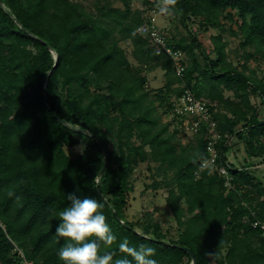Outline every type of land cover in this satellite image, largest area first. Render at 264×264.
I'll use <instances>...</instances> for the list:
<instances>
[{"label": "trees", "instance_id": "trees-1", "mask_svg": "<svg viewBox=\"0 0 264 264\" xmlns=\"http://www.w3.org/2000/svg\"><path fill=\"white\" fill-rule=\"evenodd\" d=\"M131 1L100 5L95 15L72 0H0V264H20L15 246L33 264H63L57 253L66 241L55 228L69 193L104 205L117 237L107 249L115 258L126 238L156 249L158 264H193V256L194 264H264V234L253 226L264 222V182L253 169V159L264 163V111L251 101L253 94L264 106V70L258 75L246 64L250 57L264 62V0H177L173 13L187 32L161 30L187 57L182 76L138 30L151 15ZM143 1L149 10L159 2ZM235 16L240 46L255 47L243 52L240 67L222 38V19ZM191 17L204 30L217 29L210 51L191 32ZM122 41L130 42L136 63ZM156 68L165 83L149 90L147 72ZM186 88L216 122L217 168H201L210 157L208 122L183 144L178 127L169 131L171 123L161 121L172 114L183 122L172 110ZM81 141L71 156L66 149ZM238 142L246 158L237 166L230 156ZM149 157L164 177L152 185H175L166 195L178 230L173 238L150 216L133 221L125 214L130 174Z\"/></svg>", "mask_w": 264, "mask_h": 264}, {"label": "rangeland", "instance_id": "rangeland-1", "mask_svg": "<svg viewBox=\"0 0 264 264\" xmlns=\"http://www.w3.org/2000/svg\"><path fill=\"white\" fill-rule=\"evenodd\" d=\"M81 3L88 11L93 14H98V7L103 4H110L115 7L123 8L120 0H72ZM131 6L133 8L142 9L144 14H151L155 17L156 22L162 30H166L169 33H174L180 35L181 33H186L187 29L181 24L177 14L173 13L172 15H163L159 12L158 6H153L156 8L154 10H149L150 5L145 4L143 0H132ZM228 9L225 10L222 16L226 14ZM235 12L234 10L231 11ZM222 16L220 18H222ZM225 22V30L222 31L223 40L227 41V54L228 58L233 61L234 64L241 66L244 61L241 55L243 52H253L255 47L249 45L246 47L240 46L241 34L237 32V25L240 22V17L235 16L233 21L222 19ZM237 23V24H236ZM189 28L191 32L195 33L198 40L202 43L206 51H210L212 48L211 36L217 33V29L209 27L204 30L199 20L191 17L189 22ZM235 31L237 34L233 33ZM168 36V34H165ZM121 46L124 48L127 57L133 63H136L134 60L131 50L132 46L129 41H122ZM198 52V57L201 62H203V57ZM211 56H214L211 53ZM187 59V57H186ZM249 68H257L258 75L264 70V62L259 58H249L246 62ZM148 81L147 86L149 90H156L157 88L163 86L165 83V74L164 70L161 68H156L147 72ZM226 94L231 95V92H226ZM251 101L255 104L261 112L264 111V106L261 103L258 96L252 94ZM161 121L170 122L169 131H172L175 127H178L177 136L179 141L183 144L188 143L189 141L194 140L195 130L191 127L189 121L182 122L178 124L177 121L172 119L171 115H161ZM211 131V130H210ZM212 132V131H211ZM84 143H81L68 147L66 150L71 155L74 156L76 153L82 150ZM148 147V146H147ZM246 156V153L243 148V144L238 142L236 146L232 148L230 160L235 163L237 166L243 164V158ZM246 158V157H245ZM255 166L253 169L257 177H259L264 182V163L260 162L258 159H253ZM157 163L151 160V157L141 161L135 166V169L130 174L129 183L131 185V191L127 197V204L125 207V214L128 219L133 221H143L147 217H151L154 221L160 223L162 231L166 233V238L176 237L178 230L177 224L166 204V195L167 189L173 186L171 183H160L158 186H153L152 183L155 179L163 180V175H156L157 172ZM170 174V172H169ZM175 186V185H174ZM264 234V233H263Z\"/></svg>", "mask_w": 264, "mask_h": 264}, {"label": "clouds", "instance_id": "clouds-1", "mask_svg": "<svg viewBox=\"0 0 264 264\" xmlns=\"http://www.w3.org/2000/svg\"><path fill=\"white\" fill-rule=\"evenodd\" d=\"M176 3L177 0H159V12L172 15ZM66 198L69 203L58 212L55 228L57 237L66 241L57 253L63 264H158L153 258L156 249L143 244L132 246L126 238L118 244L123 255L115 258L107 249L116 243L117 237L106 222L104 205L95 198H79L74 193L67 194Z\"/></svg>", "mask_w": 264, "mask_h": 264}, {"label": "built area", "instance_id": "built-area-1", "mask_svg": "<svg viewBox=\"0 0 264 264\" xmlns=\"http://www.w3.org/2000/svg\"><path fill=\"white\" fill-rule=\"evenodd\" d=\"M138 30L142 33L148 34L151 41L156 44L157 48L162 49L165 54L172 59L176 74L178 76H182L185 69L186 55L182 50L168 45L167 36L158 26L155 17L151 15L150 21L144 22ZM172 112L174 115L182 116L184 118L183 122L189 121L191 123V127L195 131H197L201 120L208 122L209 130L212 131H209L212 136L207 143V149L210 153V157L206 161L202 162L201 168H217L215 164L216 151L214 144L219 135L215 127L216 122L210 119L205 102L196 98L193 92L186 88L184 89V92L174 101ZM218 170L222 175L226 176V184H228L229 177L227 169L225 167H219ZM253 226H260V229L264 233V222L261 223L259 221H254ZM13 251L16 254V257L20 260V264H33L31 260H28L25 257L24 252L19 247L15 246Z\"/></svg>", "mask_w": 264, "mask_h": 264}, {"label": "water", "instance_id": "water-1", "mask_svg": "<svg viewBox=\"0 0 264 264\" xmlns=\"http://www.w3.org/2000/svg\"><path fill=\"white\" fill-rule=\"evenodd\" d=\"M56 116V115H55ZM57 117V116H56ZM58 118V117H57ZM103 171V168L101 169V172ZM184 250L189 251L187 247H182ZM195 263V257L193 256V264Z\"/></svg>", "mask_w": 264, "mask_h": 264}]
</instances>
